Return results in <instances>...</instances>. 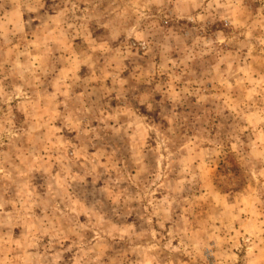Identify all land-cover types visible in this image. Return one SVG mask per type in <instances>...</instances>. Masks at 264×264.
I'll return each instance as SVG.
<instances>
[{"label":"rangeland","instance_id":"obj_1","mask_svg":"<svg viewBox=\"0 0 264 264\" xmlns=\"http://www.w3.org/2000/svg\"><path fill=\"white\" fill-rule=\"evenodd\" d=\"M0 264H264V0H0Z\"/></svg>","mask_w":264,"mask_h":264}]
</instances>
